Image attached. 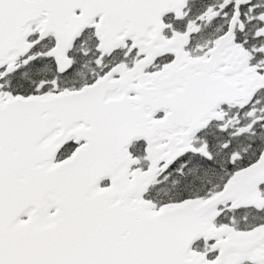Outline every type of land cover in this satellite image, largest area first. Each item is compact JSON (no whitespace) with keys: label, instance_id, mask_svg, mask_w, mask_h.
Listing matches in <instances>:
<instances>
[{"label":"snow or ice","instance_id":"obj_1","mask_svg":"<svg viewBox=\"0 0 264 264\" xmlns=\"http://www.w3.org/2000/svg\"><path fill=\"white\" fill-rule=\"evenodd\" d=\"M0 264H264V0H0Z\"/></svg>","mask_w":264,"mask_h":264}]
</instances>
